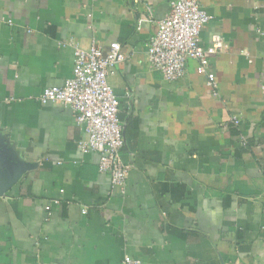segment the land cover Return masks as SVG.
<instances>
[{"label": "crops", "instance_id": "crops-1", "mask_svg": "<svg viewBox=\"0 0 264 264\" xmlns=\"http://www.w3.org/2000/svg\"><path fill=\"white\" fill-rule=\"evenodd\" d=\"M175 1L0 0V161L27 166L0 198V264H264V0H202L201 45L226 50L168 82L147 45ZM93 40L126 56L108 78L125 195L77 147L73 111L39 103Z\"/></svg>", "mask_w": 264, "mask_h": 264}, {"label": "built area", "instance_id": "built-area-1", "mask_svg": "<svg viewBox=\"0 0 264 264\" xmlns=\"http://www.w3.org/2000/svg\"><path fill=\"white\" fill-rule=\"evenodd\" d=\"M201 1L176 0L168 15L157 23V33L148 42L149 65L168 82L184 78L191 60L198 62L199 71L206 72L209 56L226 50V43L219 36L213 38L210 47H202L201 31L213 17ZM125 60L119 43H112L108 50L96 40L92 41L89 49L75 45L73 77L63 87L47 89L39 98L41 105L51 103L73 111L85 134L77 147L82 152L99 155V172L107 175L112 189L122 195L127 192L130 175L129 167L122 161L125 126L119 119V100L108 78ZM207 75V85L217 97L216 76L211 72ZM232 123L239 125L240 121L233 119ZM242 144L247 146V140L243 139ZM46 209L50 217L52 207L49 205ZM82 212L87 214V209ZM120 264L142 262L127 256Z\"/></svg>", "mask_w": 264, "mask_h": 264}, {"label": "water", "instance_id": "water-1", "mask_svg": "<svg viewBox=\"0 0 264 264\" xmlns=\"http://www.w3.org/2000/svg\"><path fill=\"white\" fill-rule=\"evenodd\" d=\"M26 170L25 164L0 161V198L9 192Z\"/></svg>", "mask_w": 264, "mask_h": 264}]
</instances>
